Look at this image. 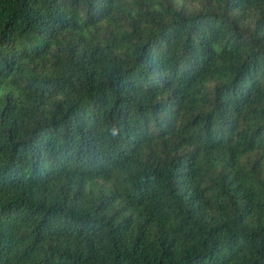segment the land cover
<instances>
[{
	"label": "trees",
	"instance_id": "obj_1",
	"mask_svg": "<svg viewBox=\"0 0 264 264\" xmlns=\"http://www.w3.org/2000/svg\"><path fill=\"white\" fill-rule=\"evenodd\" d=\"M0 264H264V0H0Z\"/></svg>",
	"mask_w": 264,
	"mask_h": 264
},
{
	"label": "clouds",
	"instance_id": "obj_2",
	"mask_svg": "<svg viewBox=\"0 0 264 264\" xmlns=\"http://www.w3.org/2000/svg\"><path fill=\"white\" fill-rule=\"evenodd\" d=\"M111 134L113 136L117 135V129L116 128L111 129Z\"/></svg>",
	"mask_w": 264,
	"mask_h": 264
}]
</instances>
